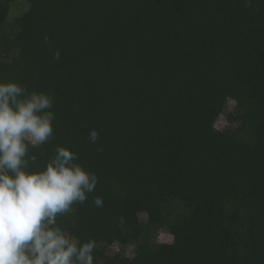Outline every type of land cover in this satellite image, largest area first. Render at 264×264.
Returning <instances> with one entry per match:
<instances>
[{
  "label": "trees",
  "instance_id": "trees-1",
  "mask_svg": "<svg viewBox=\"0 0 264 264\" xmlns=\"http://www.w3.org/2000/svg\"><path fill=\"white\" fill-rule=\"evenodd\" d=\"M0 81L54 97L33 167L97 175L94 264H264V0H0Z\"/></svg>",
  "mask_w": 264,
  "mask_h": 264
},
{
  "label": "clouds",
  "instance_id": "clouds-1",
  "mask_svg": "<svg viewBox=\"0 0 264 264\" xmlns=\"http://www.w3.org/2000/svg\"><path fill=\"white\" fill-rule=\"evenodd\" d=\"M53 103L49 93L0 81V264H94L95 242H82L58 217L87 200L97 175L66 147H57L42 168L33 167L36 156L28 152L53 136ZM98 139L90 130L89 141ZM93 202L103 206L100 197Z\"/></svg>",
  "mask_w": 264,
  "mask_h": 264
},
{
  "label": "rangeland",
  "instance_id": "rangeland-1",
  "mask_svg": "<svg viewBox=\"0 0 264 264\" xmlns=\"http://www.w3.org/2000/svg\"><path fill=\"white\" fill-rule=\"evenodd\" d=\"M28 7V5L23 1L20 2L19 4H17L15 7L12 8V13H11V18L20 15V13L25 10ZM229 109H234L235 104L233 102H231L229 104ZM171 237L169 235H167L166 232H161L158 235V241L162 242V241H170ZM127 253H131V249L128 250Z\"/></svg>",
  "mask_w": 264,
  "mask_h": 264
}]
</instances>
